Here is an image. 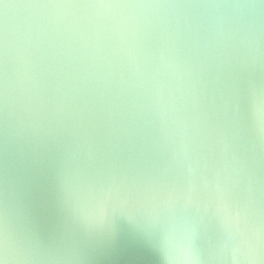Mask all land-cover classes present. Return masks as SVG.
Masks as SVG:
<instances>
[{"label": "water", "instance_id": "obj_1", "mask_svg": "<svg viewBox=\"0 0 264 264\" xmlns=\"http://www.w3.org/2000/svg\"><path fill=\"white\" fill-rule=\"evenodd\" d=\"M237 2L259 0H3L20 6L9 8L7 18L0 3V213L6 204L17 238L43 257L36 264H164L144 218L170 197L190 200L186 211L205 264H222L214 258L223 238L214 214L217 182L234 206L264 212V136L248 116L250 83L264 85V10L258 50L206 51L196 33L203 36L235 10H142L151 22L142 39L119 44L110 10L23 6ZM162 22L178 33L167 65L159 61ZM182 128L195 167L191 184L175 155ZM73 176L86 190H113L109 206L116 211L103 225L82 218L69 195ZM121 209L139 227L125 223Z\"/></svg>", "mask_w": 264, "mask_h": 264}, {"label": "clouds", "instance_id": "obj_2", "mask_svg": "<svg viewBox=\"0 0 264 264\" xmlns=\"http://www.w3.org/2000/svg\"><path fill=\"white\" fill-rule=\"evenodd\" d=\"M3 3V0H0ZM11 7H20L3 3L5 18ZM23 7H63L90 8L110 10L112 14V37L119 44H124L132 38L134 41L142 39V32L151 22L142 10L172 9V8H207L216 10H235V14L228 16L227 11L217 18L210 31L203 36L198 32L194 39L201 42L206 51L222 50L231 47L239 50L241 45L249 49L259 48V34L257 19L264 10V0L258 3H213V4H161V3H98L81 5H25ZM122 10H128L122 16ZM164 23V44L159 52V61L168 64V45L178 49L175 43L178 33ZM135 60V48L131 53ZM4 67L2 78V101L5 120V136L7 137V117L9 103V74L7 68V33L4 37ZM178 63V60L176 61ZM156 104H163L162 85L157 87ZM248 116L251 127L259 136H264V85L252 82L248 92ZM178 146L175 150L177 162L186 167L189 183L195 173L194 164L190 159V148L186 128L179 132ZM215 188L221 193L219 203L214 214L219 219L223 238L217 246L214 258L222 264H264V212L252 209L250 204L234 206L224 194L225 190L217 182ZM69 195L74 197L80 206L82 218L86 223L95 220L100 225L107 222L115 206L110 208L113 190L108 188L103 192L86 190L75 176L69 180ZM81 201L83 203L81 204ZM189 201L180 202L178 199L168 198L161 206L145 215V227L157 234L158 247L164 264H205V258L196 243L197 228L193 220L187 215ZM121 218L133 228L139 227L133 213L125 214L121 209ZM43 257L37 256L32 249H26L15 235L11 224L7 205L0 213V264H36Z\"/></svg>", "mask_w": 264, "mask_h": 264}]
</instances>
